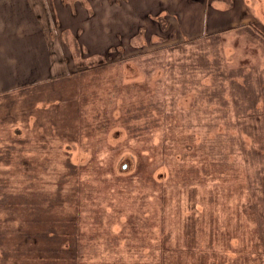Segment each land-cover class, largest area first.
<instances>
[{
  "label": "rangeland",
  "instance_id": "374dc122",
  "mask_svg": "<svg viewBox=\"0 0 264 264\" xmlns=\"http://www.w3.org/2000/svg\"><path fill=\"white\" fill-rule=\"evenodd\" d=\"M243 1L187 38L156 0H31L51 71L0 92V198L61 220L77 264H264V2ZM11 53L0 36L1 87Z\"/></svg>",
  "mask_w": 264,
  "mask_h": 264
},
{
  "label": "crops",
  "instance_id": "0c3cea01",
  "mask_svg": "<svg viewBox=\"0 0 264 264\" xmlns=\"http://www.w3.org/2000/svg\"><path fill=\"white\" fill-rule=\"evenodd\" d=\"M4 1L5 2H0V18H3L5 16V12L7 14L6 16H8V13H10L9 16L14 19V23H16L17 25L16 29L13 31L19 30V26L22 27V29L20 30L21 33L18 32V36H16V38L17 40L24 41L25 44L17 42L11 44V40H6L8 37V33H0V36L4 37L6 44L12 46V53L10 54V57L15 60L12 70V77L10 78L11 80L7 86L1 87L2 83L0 84V92H5L10 89H17L26 85H31L39 80H43L44 78H49L48 76L51 71L52 63L49 59L48 62L46 61V59H43L42 64H38L37 59L35 63L31 64L30 54L32 53V51H34V48H32L30 44L31 39L36 38V40L42 41L46 47V41L43 35L44 31H42L39 26H36L35 23V18L38 19V17H36V14L34 15L31 0ZM156 1L157 6L160 5L161 2L165 4L160 6L162 10L174 12V16L177 17V19L179 18L178 22L181 23L182 26H180V31L181 33L185 34L187 38H197L200 35L210 33L214 30V26H216L214 24L218 23L219 25L220 23H222V21H226V19L228 21L230 13L227 11L233 8L236 11V1H240L241 3L244 2L243 0H162L160 4H158L159 0ZM213 1L215 3L227 2L228 6L226 5L225 8L219 7L218 5L211 6L210 3H212ZM257 1L264 2V0ZM214 9L218 10L219 13H217ZM218 14L221 15L214 18V15ZM53 15V18L58 17L56 13ZM236 18L237 15L235 19ZM55 21L56 20H54V22ZM58 23L61 24L60 20H58ZM222 24H225V22H223ZM235 24L236 20L234 22V25ZM13 28L15 27L13 26ZM222 28L224 27H221L220 29ZM35 49H39V47H35ZM18 52L20 53L16 55ZM35 52L39 54L40 50H35ZM47 54L48 51L46 48V55ZM48 71L49 73L47 74V77H44L43 74Z\"/></svg>",
  "mask_w": 264,
  "mask_h": 264
},
{
  "label": "trees",
  "instance_id": "16d2710c",
  "mask_svg": "<svg viewBox=\"0 0 264 264\" xmlns=\"http://www.w3.org/2000/svg\"><path fill=\"white\" fill-rule=\"evenodd\" d=\"M54 23H56V21ZM166 23L167 22L160 24V26L164 25L162 29L166 28ZM55 26L62 31V25L59 24L58 21ZM171 29V31H174L173 26H171ZM188 43H192V41ZM221 71L223 73V77H221V80L222 78L231 79V84H229V86L234 89V73H225L223 69ZM27 86L29 85L20 88L25 89V87ZM215 96L219 97V99L222 101V92L220 91V89L216 92ZM227 101L229 100H227L226 98L223 101V104L227 103ZM244 104H247V102H244ZM252 106L253 105H249L244 109H251L252 111L257 109V106ZM246 117H249V115H246ZM255 119L256 123L260 121V117H255ZM262 120L264 121L263 118L261 119V121ZM261 147L264 150V147ZM263 154L264 152L260 153L261 156ZM263 179L264 176L258 178L257 180H259V182H262ZM10 200L11 202L9 203ZM22 203L23 200L17 201L15 200L14 196L2 195V197L0 198V210L6 209L8 211L5 216H0V252L2 257L0 264H7L5 261L7 260V258V261H15V264H20L19 262L24 264L21 260L16 258L19 257V253L21 252V250L24 254L23 261L25 262V264L79 263V258L76 253V246L74 245L69 249L68 246L64 244V242L67 243L66 240H68V237L65 235L67 234L65 228L66 225H63L61 220L52 219L45 215V211L40 208L41 206L38 205L37 201H32V203L24 201V203ZM16 210H20L22 212L23 210H25L26 216H29V218L25 221H22L20 220L19 216L12 217L14 213L17 214ZM22 212L20 213L24 215V213ZM70 220H72V218H70ZM54 221H60L61 225L59 227H54ZM8 239H14L16 241V243L14 242L11 246L13 257H9V252L3 245V243H5ZM45 260L46 263H43L42 261Z\"/></svg>",
  "mask_w": 264,
  "mask_h": 264
}]
</instances>
